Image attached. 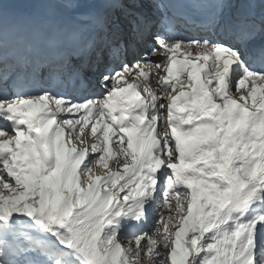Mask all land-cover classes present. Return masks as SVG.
Returning a JSON list of instances; mask_svg holds the SVG:
<instances>
[{"label": "snow or ice", "instance_id": "6c2138e0", "mask_svg": "<svg viewBox=\"0 0 264 264\" xmlns=\"http://www.w3.org/2000/svg\"><path fill=\"white\" fill-rule=\"evenodd\" d=\"M0 264H264V0H0Z\"/></svg>", "mask_w": 264, "mask_h": 264}]
</instances>
